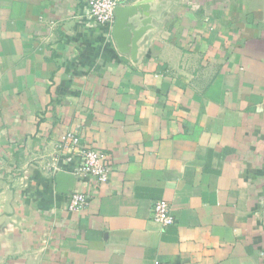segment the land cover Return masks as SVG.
Returning <instances> with one entry per match:
<instances>
[{"label":"crops","instance_id":"1","mask_svg":"<svg viewBox=\"0 0 264 264\" xmlns=\"http://www.w3.org/2000/svg\"><path fill=\"white\" fill-rule=\"evenodd\" d=\"M150 11L134 60L87 0H0V264H264V0ZM67 133L112 167L78 211Z\"/></svg>","mask_w":264,"mask_h":264},{"label":"built area","instance_id":"2","mask_svg":"<svg viewBox=\"0 0 264 264\" xmlns=\"http://www.w3.org/2000/svg\"><path fill=\"white\" fill-rule=\"evenodd\" d=\"M129 2L130 0H87V14L97 23L112 29L116 7L127 5ZM58 153L66 168L55 163L56 171L70 172L77 178L92 182L94 188L111 178L110 157L83 141L78 133H67L59 143ZM90 200V192L73 188L68 194L66 205L69 210H83L89 206ZM151 217L163 227L172 226L177 221L172 206L166 199H157L152 203Z\"/></svg>","mask_w":264,"mask_h":264},{"label":"water","instance_id":"3","mask_svg":"<svg viewBox=\"0 0 264 264\" xmlns=\"http://www.w3.org/2000/svg\"><path fill=\"white\" fill-rule=\"evenodd\" d=\"M153 0H138L133 4L118 6L115 9L113 38L120 53L131 56L136 60L139 41L153 27V16L150 11ZM58 191L70 193L77 177L63 170L57 173Z\"/></svg>","mask_w":264,"mask_h":264}]
</instances>
